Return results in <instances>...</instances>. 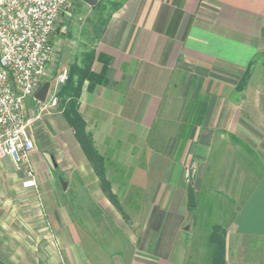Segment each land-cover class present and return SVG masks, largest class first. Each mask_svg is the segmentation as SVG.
I'll return each instance as SVG.
<instances>
[{
    "label": "crops",
    "instance_id": "crops-1",
    "mask_svg": "<svg viewBox=\"0 0 264 264\" xmlns=\"http://www.w3.org/2000/svg\"><path fill=\"white\" fill-rule=\"evenodd\" d=\"M262 52L264 0H126L84 55L82 68L90 71L79 112L113 192L122 200L131 189V199L141 202L146 220L138 242L141 253L150 250L151 264H184L186 231L190 224L196 228L197 217L223 230L227 264H264V78L252 74L244 81L259 68L254 60ZM176 75L184 105L189 96L188 102L196 96L208 102L203 123L192 127L178 158L179 127L166 133L163 145L154 138ZM37 107L35 100L27 103L28 115ZM182 110L175 121L185 120ZM67 128L54 154L35 147L37 187L26 189L38 188L47 198L54 180L65 177L83 190L91 216L94 209L113 211ZM191 163L197 168L195 208L188 206L185 174Z\"/></svg>",
    "mask_w": 264,
    "mask_h": 264
},
{
    "label": "rangeland",
    "instance_id": "rangeland-1",
    "mask_svg": "<svg viewBox=\"0 0 264 264\" xmlns=\"http://www.w3.org/2000/svg\"><path fill=\"white\" fill-rule=\"evenodd\" d=\"M106 1L109 3L107 9L98 11L82 0H68L66 9L58 19L54 35L55 54L48 68L52 74L64 68L70 70L71 79L64 90L74 83L77 86L79 77L74 71L82 68L84 55L92 52L104 25L103 21L112 3L117 0ZM255 64L259 68H251L244 81L252 74L264 78V56L258 57ZM178 76L172 79V85L179 82ZM68 100L61 96L57 107L44 111L37 107V111L28 115H34V112L39 115V119L30 127L32 136L34 133V138L40 139L36 148L47 146L54 154L53 149L58 150L59 146L58 136L61 134V138H68L66 134L70 131L64 117L67 107L65 101ZM187 100L184 105L185 98L180 97L179 88L170 86L167 104L160 121L154 127V138L158 145H163L166 133L171 134L185 124V120L175 121L183 105L182 119L188 114L193 115L189 111L191 102ZM37 126L41 129L35 131ZM178 149L179 146L174 153L176 156ZM50 161L54 166L53 159ZM257 161L254 159L251 163L255 170L259 163ZM19 171L13 163L8 166L0 159V260L6 264H151L148 259L150 250L141 253L143 250L139 248L140 229L146 217L141 212V202L131 199V189L122 200L118 198L124 213L115 208L98 214L99 210L94 209V216H91L90 202L79 186L68 184L64 190L61 180L59 182L55 179L49 197L45 198L40 189H26L23 186L28 176ZM185 171L187 180L194 179L197 174L195 163L189 164ZM62 179L68 182V178ZM197 219H194L196 228L190 224V229L186 231L189 246L184 264L211 262L207 237L212 226L206 220L201 219V222ZM90 223L93 224L92 229Z\"/></svg>",
    "mask_w": 264,
    "mask_h": 264
},
{
    "label": "built area",
    "instance_id": "built-area-1",
    "mask_svg": "<svg viewBox=\"0 0 264 264\" xmlns=\"http://www.w3.org/2000/svg\"><path fill=\"white\" fill-rule=\"evenodd\" d=\"M67 5L68 0H0V159L9 157L25 171V188L37 187L30 127L39 117H28L27 103L35 100L40 111L57 107L70 78L67 68L57 74L48 68L55 54V28ZM46 81L48 96L40 102L36 93Z\"/></svg>",
    "mask_w": 264,
    "mask_h": 264
},
{
    "label": "trees",
    "instance_id": "trees-1",
    "mask_svg": "<svg viewBox=\"0 0 264 264\" xmlns=\"http://www.w3.org/2000/svg\"><path fill=\"white\" fill-rule=\"evenodd\" d=\"M121 1V3H119ZM126 2V0H117L116 2L112 3L111 10L108 12L107 17L104 19L101 30L99 31V36L103 33L105 30L107 24L109 23L112 15L118 11ZM108 2L106 0H99V3L94 6V8L98 9V11H104L108 7ZM264 56V52L260 53L254 61L257 60L258 57ZM90 68H78L74 71V74L79 77L77 86H74V84H71L69 88H64L60 91L59 97L61 99L62 97H66L69 100L66 102V109L64 110V117L68 124L73 128L75 136L77 140L79 141L80 145L82 146V149L86 153L87 157L91 161L92 165L94 166L96 173L99 176L100 179V186L105 194V196L108 198V200L118 209L119 212L124 213V209L116 196V194L112 190V186L107 180L103 169L99 165V156L95 151L94 145L89 137V135L86 133V123L84 119L82 118L80 112H79V97L81 94V88L84 80L87 76H89ZM250 70L248 71L247 75H249ZM72 73H70V78L67 83H69L71 79ZM66 83V84H67ZM208 102L207 99L201 98L199 96H196L194 100L191 101V107L189 111L193 112V117H187L185 118V124L179 126L180 134L178 135V143L179 149H178V155L177 158L181 155L183 151V147L185 145V142L188 139V133L191 131L192 127L194 125H201L203 123L204 115L207 110ZM189 183L193 185V179H189ZM194 210V209H192ZM221 228L218 226H215L212 228L211 232L209 233L207 239L209 243V253H210V264H227L226 261V240L224 237L223 232H221ZM223 231V230H222ZM0 264H6L4 261L0 260Z\"/></svg>",
    "mask_w": 264,
    "mask_h": 264
},
{
    "label": "water",
    "instance_id": "water-1",
    "mask_svg": "<svg viewBox=\"0 0 264 264\" xmlns=\"http://www.w3.org/2000/svg\"><path fill=\"white\" fill-rule=\"evenodd\" d=\"M82 1L92 7L96 6L99 3V0H82ZM49 88H50V81H46L36 93V99L39 100L40 102H45L48 96ZM55 166H56V163H55ZM61 183H62L63 189L66 190L68 187V182L64 181L61 178ZM188 206L190 208H195L197 206L195 189L191 184L188 188Z\"/></svg>",
    "mask_w": 264,
    "mask_h": 264
}]
</instances>
